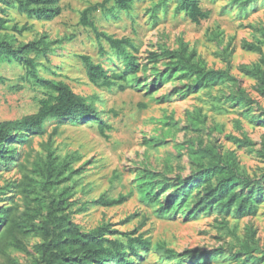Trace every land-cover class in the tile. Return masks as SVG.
<instances>
[{"label": "rangeland", "instance_id": "obj_1", "mask_svg": "<svg viewBox=\"0 0 264 264\" xmlns=\"http://www.w3.org/2000/svg\"><path fill=\"white\" fill-rule=\"evenodd\" d=\"M102 1L61 0L62 11L51 21L28 19L10 2H0V19L5 20L0 37L13 38L14 46L44 37L50 42L47 49L26 55L36 62L37 75L62 81L85 98L103 97L95 106L105 112L102 120L109 125L101 134L98 120H47L44 132L20 147V157L7 169L0 167L4 192L0 205L12 207L19 228L35 221L36 197L47 199L49 192L43 187L39 166L48 153L59 159L69 156L77 172L63 183L71 187V219L83 232L106 227L107 238L125 242L127 236L139 235L148 239L149 251L134 264H178L160 258L159 246L178 254L209 251L218 255L201 264H264V93L257 90L259 81L250 73L262 55L243 47L244 42L259 44L264 56V3L257 0L244 11L232 0H201L210 16L195 24L175 12L174 0L166 1L165 15L154 18L151 14L160 0H133L127 11L90 12L94 29L81 24V12ZM111 6V2L106 4L107 9ZM100 33L132 40L136 47L132 53L142 68L135 76L144 87L101 92L88 82L82 55L105 68H122L118 59H110L108 43ZM181 43L207 69L227 70L232 79L185 95L188 82L178 74L159 82L156 72H166V60H149ZM260 69L264 70L262 64ZM47 92L27 64L0 59V122L36 112ZM240 92L249 99L238 101ZM211 160L231 162L250 179L249 185L258 182L262 202L254 214L237 217L203 210L190 218L189 211L214 187V178L192 188L182 208L186 214L159 217L157 205L141 200L137 185L146 172L153 173L159 186L170 185L167 191L157 189L165 204L178 178L192 175L201 169L200 163L207 165ZM101 194L113 198L121 194L127 199L102 207L92 202ZM21 238L26 250L0 238V264L34 261L38 256L34 245L41 242L40 236L27 231ZM185 260L194 264L192 258Z\"/></svg>", "mask_w": 264, "mask_h": 264}, {"label": "trees", "instance_id": "obj_2", "mask_svg": "<svg viewBox=\"0 0 264 264\" xmlns=\"http://www.w3.org/2000/svg\"><path fill=\"white\" fill-rule=\"evenodd\" d=\"M167 0H160L152 11L151 16L157 17L159 13L165 15L167 11ZM201 0H174L175 12L183 13L191 22L199 24L202 20L209 18L210 11L202 9ZM10 2L16 10L25 15L28 19L38 21H51L58 17L62 11L61 0H0ZM111 2V8L106 4ZM133 0H103L86 7L80 16L81 24L94 26L89 21L90 12L103 9L111 12L112 9L127 11L131 8ZM257 0H232L238 9L248 11L255 6ZM264 3V0H260ZM160 17V16H158ZM4 19H0V29L5 28ZM103 37L108 43L111 51L110 59H118L122 68L114 70L112 67L105 68L100 63H95L89 56L82 55L81 59L85 66V73L88 82L99 91L112 90L117 87L124 90L126 87L134 86L137 89L144 87L136 78V74L142 69L132 53L136 50L130 38H114L105 33L97 34ZM50 42L41 37L18 46L13 45V38L0 37V59L24 62L29 66V72L36 82L47 90V97L40 100L36 112L24 115L16 120H5L0 122V167L4 170L14 163L19 157V149L29 141L30 137L40 135L44 132L45 123L49 119L58 121H71L76 123L98 120V129L104 134L109 125L102 120L105 114L95 106L99 98L97 94L85 98L75 93L69 85L62 81L45 79L37 75L36 62L26 55L30 52L43 53ZM243 47L249 51L262 55L259 63L250 73L259 81L256 84L257 90L264 93V56L261 45L244 42ZM193 51H188L186 44L181 43L177 49H163L160 54H154L150 62H157L160 58L165 61L166 72L161 75L157 73L159 82L165 81L173 74H178L181 79H186L188 84L185 93H195L200 89H208L218 85L225 80L232 79L227 70L207 69L200 64ZM238 101L249 99L244 92H240ZM201 169L186 178H178L173 191L167 195L165 204L162 203L160 193L157 189L165 190L170 185H158L154 181L153 173L146 172L139 180L137 189L142 201L149 205H157L159 217L173 216L176 212L186 214L182 210L187 205L192 188L202 181L214 178L215 185L211 187L204 200L195 202L197 208L189 211V217H197L200 211H219L226 214L232 213L237 217L254 214L258 204L262 202V191L258 182L251 185L250 179L241 175L236 166L231 162H220L211 160L207 165L200 163ZM40 167L43 187L48 192L47 199L37 196L35 207V221L25 224L28 229L19 228L12 216V207L0 205V238L8 239V243L20 250H26L21 234L33 232L40 236L41 242L34 245L38 256L30 264H134L137 258L142 257L143 252L149 251L151 243L141 236H127L122 242L117 238L105 237L106 227H98L89 232H83L71 219L68 210L70 206L69 196L71 187L63 184L70 181L75 170L70 165V157L64 159L48 153L46 160ZM63 184V186H59ZM242 187V188H237ZM246 189V190H245ZM50 191H52L50 193ZM0 188V194H3ZM3 199V198H0ZM125 195L108 197L101 194L92 200L96 205L102 207H114L126 201ZM160 258L174 260L178 264H186L185 258H192L194 264H201L218 255L209 251L199 252L193 255L192 252L175 253L174 250L158 247ZM248 249V246H246ZM129 256V257H128Z\"/></svg>", "mask_w": 264, "mask_h": 264}]
</instances>
